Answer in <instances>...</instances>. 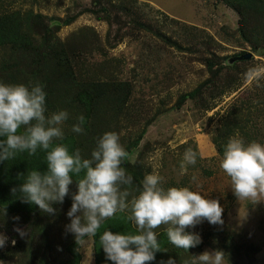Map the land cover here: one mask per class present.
<instances>
[{"label":"rangeland","instance_id":"374dc122","mask_svg":"<svg viewBox=\"0 0 264 264\" xmlns=\"http://www.w3.org/2000/svg\"><path fill=\"white\" fill-rule=\"evenodd\" d=\"M16 10L36 17L30 28L35 41L27 48L0 46V82L41 83L46 114L70 113L64 133L75 136L84 158L103 133L117 132L134 189L155 171L165 189L189 187L219 200L223 224L204 220L188 229L202 242L170 252L176 264H192L193 256L214 250L225 253V264H264V197L259 203L236 199L216 144L234 136L264 144V13L249 14L241 26L237 10L220 0H0V13ZM58 49L67 53L72 77L63 75ZM78 82L109 83L104 89L116 93L107 92L108 102L97 105L83 134L71 131L84 114ZM115 83H123L117 88L124 92H113ZM117 94L126 100L116 103ZM189 148L197 163L181 175ZM69 188L63 204H53L55 215L39 208L29 215L0 210V232L9 237L0 264L66 261V245L75 240L65 232L66 214L78 191L74 182ZM17 227L27 235L21 238ZM90 241L80 246V264H94Z\"/></svg>","mask_w":264,"mask_h":264},{"label":"clouds","instance_id":"9594fccd","mask_svg":"<svg viewBox=\"0 0 264 264\" xmlns=\"http://www.w3.org/2000/svg\"><path fill=\"white\" fill-rule=\"evenodd\" d=\"M251 72L255 78L256 70ZM46 96L39 82L30 85L0 82V162L15 158L18 153L35 155L38 149L45 151L47 170L29 172L25 182L12 192L19 191L23 202L34 204L49 215L57 212L53 204H63L68 196L73 175L83 173L76 181L78 191L72 194L66 214L70 223L65 225V232L73 234L77 245H83L86 237H95L104 221L118 212H128L127 219L135 225L137 233L105 230L99 242L106 259L113 264H151L161 251L156 230L162 226H167L169 242L188 252L202 242L198 233L188 229L204 220L211 225L223 224V208L218 199H209L189 187L165 189L158 172L145 175L140 187L134 189L133 176L122 166L128 153L115 131H107L98 138L90 158L82 157L78 148L70 151L67 144L54 145V141L65 139L64 126L70 113L62 109L46 114ZM85 123V116H78L71 131L83 134ZM196 163L197 153L186 149L180 174H186L188 166ZM220 168L230 178L237 200L259 203L264 197V144L230 137ZM14 231L21 238L27 235L18 227ZM8 243L9 237L0 232V249ZM10 243L15 246L16 240L11 239ZM193 257L192 264H225L222 250L204 251ZM161 264L176 261L170 257Z\"/></svg>","mask_w":264,"mask_h":264},{"label":"trees","instance_id":"16d2710c","mask_svg":"<svg viewBox=\"0 0 264 264\" xmlns=\"http://www.w3.org/2000/svg\"><path fill=\"white\" fill-rule=\"evenodd\" d=\"M220 1L237 10L242 19L241 26H243L249 14L264 13V0ZM35 19L36 17L29 11L21 13L20 10H16L0 13V46L13 45L19 48L30 47L35 41L33 35L30 34V28ZM258 43H260V41H257L255 44ZM57 58L63 75L65 77H72L73 70L64 49H58ZM107 84L109 83L78 82L75 84L76 100L84 113L83 115L86 121L94 114V109L98 104L108 102L107 92L115 96L116 93H110L109 86L104 89ZM119 85H123V83L111 84V90L113 92H124L121 88H117ZM124 96L125 95L118 96L117 94L114 100L116 103L124 102L126 100ZM20 131L22 132L23 129ZM60 143L67 144L70 151L79 148L75 136L71 134H65V139L63 141H54V145ZM216 144L218 145L219 152L223 155L226 145L218 142H216ZM33 170L41 172L47 170L45 151L38 149L35 155H29L27 152L18 153L13 159L0 162V210L11 214L18 213L25 215L33 214L38 210V206L23 202L20 199L21 193L19 191L12 192V189H18L20 184L25 182L27 174ZM82 177L83 173H81L80 176L73 175L74 184L77 185L76 181ZM128 215L127 212H118L113 218L104 221L97 235L92 238L95 264H113L112 261L106 259L103 248L99 242V237L105 230H111L114 233L120 232L122 234L137 233L136 227L127 219ZM157 237L161 246V251L156 253V258L151 264L167 262L170 257L174 259L176 255L170 252H187L183 249L176 248L169 242L166 230L158 232ZM79 249L80 245H77L75 240L70 244L68 243L66 245V250L69 257L65 259L66 261L62 264H80L81 253ZM191 249H189V251Z\"/></svg>","mask_w":264,"mask_h":264},{"label":"crops","instance_id":"0c3cea01","mask_svg":"<svg viewBox=\"0 0 264 264\" xmlns=\"http://www.w3.org/2000/svg\"><path fill=\"white\" fill-rule=\"evenodd\" d=\"M87 239V238H86ZM85 239V240H86ZM89 239V238H88ZM91 239V241H90V248H91V246H92V250H93V242H92V238H90ZM81 246V245H80ZM80 250V249H79ZM80 253H82L81 251H80ZM84 255H81V261H82V257H83ZM93 262H94V251H93ZM81 263V262H80ZM94 264H95V262H94Z\"/></svg>","mask_w":264,"mask_h":264},{"label":"water","instance_id":"95a60500","mask_svg":"<svg viewBox=\"0 0 264 264\" xmlns=\"http://www.w3.org/2000/svg\"><path fill=\"white\" fill-rule=\"evenodd\" d=\"M249 57V54H246L243 56V58H248Z\"/></svg>","mask_w":264,"mask_h":264}]
</instances>
